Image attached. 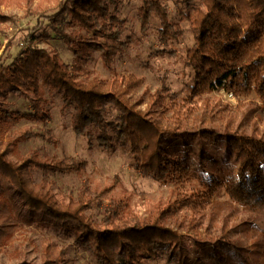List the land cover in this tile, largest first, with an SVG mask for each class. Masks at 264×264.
<instances>
[{
    "label": "trees",
    "instance_id": "obj_1",
    "mask_svg": "<svg viewBox=\"0 0 264 264\" xmlns=\"http://www.w3.org/2000/svg\"><path fill=\"white\" fill-rule=\"evenodd\" d=\"M34 1L0 0V7ZM124 1L37 0L39 9L47 4L54 7L49 14H42L45 21L39 31L31 34L9 63L14 42L10 39L4 44L0 38V253L24 230L6 194L5 181L17 189L28 208L46 211L58 224H64L74 235L72 245L89 251L98 264H157L164 254L165 264H180L173 246L181 243L182 234L166 221L185 200L208 205L223 190L229 199L250 210L264 206V140L230 133L228 143L238 167L224 176L205 168L195 173L180 154L162 148L164 135L183 125L184 114H195L196 97L224 90L234 94L240 107L245 106L243 98L255 96L264 108V0H179L184 5L182 18L189 20L195 32L194 42L182 54L174 43L180 41L184 29L171 18L164 0H139V38L127 34V20L119 13ZM31 12L41 13L37 9ZM154 17L159 21L158 38L165 46L158 53L179 54L195 75L184 98L164 85L152 96L151 108L145 110L131 97L144 85L143 77L120 73L115 62L137 43L148 40ZM5 22L17 23L14 16L0 9V25ZM52 33L68 45L74 56L71 63L58 51L36 44L37 40H50ZM96 53L111 71V78L100 77L85 64L93 61ZM27 92L34 94L31 110L12 109L10 94ZM49 95L60 96L61 110L70 112L77 137L95 139L103 150L128 147L135 169L161 184L173 185L176 199L160 202L155 210L142 214L122 199L110 197L104 204L111 187L98 190L84 182L77 206L63 205L46 179L37 180L36 170H77L81 164L63 161L52 165L36 152L20 158L17 150L20 141L37 134L52 141L51 128L40 132L28 128L15 140L7 138L14 124L23 119L48 124L52 119ZM98 205L103 206L100 218L87 213ZM41 251L42 264H76L68 247L51 239L44 241Z\"/></svg>",
    "mask_w": 264,
    "mask_h": 264
},
{
    "label": "rangeland",
    "instance_id": "obj_2",
    "mask_svg": "<svg viewBox=\"0 0 264 264\" xmlns=\"http://www.w3.org/2000/svg\"><path fill=\"white\" fill-rule=\"evenodd\" d=\"M168 5L171 18L184 29L179 42L174 43L179 54L195 40V32L188 19L182 18L184 5L179 0H164ZM139 0H125L120 8L121 17L127 20V34L141 37L137 19ZM53 4L38 8L37 0L22 6L2 5L0 9L9 16H14L17 23L5 22L0 25V38L4 44L10 39L14 46L10 58L27 45L31 34L38 32ZM39 10L41 13L32 14ZM41 14V15H40ZM159 21L152 20V30L148 40H142L128 53L118 57L115 66L120 73L135 74L143 77L144 85L132 94V100L142 109L149 110L154 104L158 89L168 86L174 95L182 99L188 93L195 72L178 55L158 53L165 46L158 38ZM39 47L58 51L64 60L71 63L74 56L65 41L52 33L48 41L37 40ZM96 69L100 77L111 78V71L106 68L96 53V58L86 62ZM33 93L25 95L10 94L11 108L27 112L31 110L30 99ZM52 119L47 125L23 119L14 124L7 138L15 140L28 128L40 132L45 127L52 130V141L37 134L22 140L18 145L20 158L36 152V156L52 165L61 162H79L81 166L68 171L36 170V178L46 179L56 193L57 199L65 206L75 208L77 197L84 182H90L94 189H111L104 197V204L110 197L126 201L142 214L155 210L160 202L176 199L173 185L161 184L151 177L139 173L134 165V157L128 147L119 145L114 150H103L97 141L88 137H77L73 128L70 112L63 113L59 95L48 96ZM196 112L184 114L183 125L165 134L162 148L190 164L195 173L206 169L215 175L224 176L229 169L238 164L228 143V135L233 132L264 140V108L255 96L243 98L245 106L238 105V99L230 93L220 90L205 94L195 99ZM171 114V113H169ZM162 115L159 114V117ZM165 125L167 124L164 121ZM204 166V167H203ZM5 191L24 224V230L18 233L13 244L0 253V264H18L23 261L42 264V244L51 239L60 246L68 247L70 257L76 258V264H98L96 258L86 250L72 245L74 235L69 234L64 224H58L46 211L28 208L18 195L17 189L5 181ZM176 209L166 221V225L182 234L181 243L173 250L180 264H264V206L257 210L229 199L220 190L210 204L191 203L188 200ZM103 206L98 205L87 213L100 218ZM164 254L157 264H165Z\"/></svg>",
    "mask_w": 264,
    "mask_h": 264
},
{
    "label": "built area",
    "instance_id": "obj_3",
    "mask_svg": "<svg viewBox=\"0 0 264 264\" xmlns=\"http://www.w3.org/2000/svg\"><path fill=\"white\" fill-rule=\"evenodd\" d=\"M231 96H233V93H230Z\"/></svg>",
    "mask_w": 264,
    "mask_h": 264
}]
</instances>
